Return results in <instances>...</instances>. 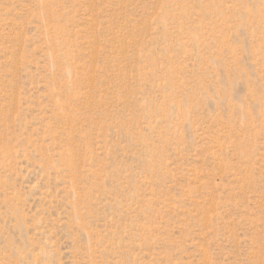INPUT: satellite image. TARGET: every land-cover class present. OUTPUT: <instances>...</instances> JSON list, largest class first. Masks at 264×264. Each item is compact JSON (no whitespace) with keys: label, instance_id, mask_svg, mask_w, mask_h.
<instances>
[{"label":"rangeland","instance_id":"374dc122","mask_svg":"<svg viewBox=\"0 0 264 264\" xmlns=\"http://www.w3.org/2000/svg\"><path fill=\"white\" fill-rule=\"evenodd\" d=\"M0 264H264V0H0Z\"/></svg>","mask_w":264,"mask_h":264}]
</instances>
